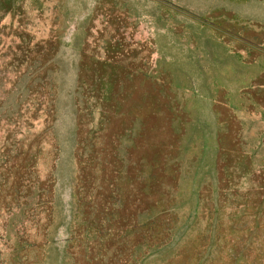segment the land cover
Wrapping results in <instances>:
<instances>
[{
	"label": "rangeland",
	"instance_id": "374dc122",
	"mask_svg": "<svg viewBox=\"0 0 264 264\" xmlns=\"http://www.w3.org/2000/svg\"><path fill=\"white\" fill-rule=\"evenodd\" d=\"M0 264H264V0H0Z\"/></svg>",
	"mask_w": 264,
	"mask_h": 264
}]
</instances>
